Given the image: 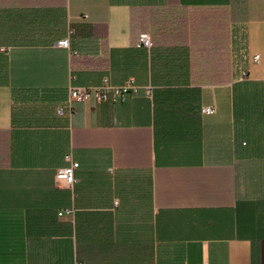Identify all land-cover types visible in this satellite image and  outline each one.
Returning <instances> with one entry per match:
<instances>
[{"label":"crops","instance_id":"1","mask_svg":"<svg viewBox=\"0 0 264 264\" xmlns=\"http://www.w3.org/2000/svg\"><path fill=\"white\" fill-rule=\"evenodd\" d=\"M105 76L141 88L57 113ZM34 258L264 264V0H0V264Z\"/></svg>","mask_w":264,"mask_h":264},{"label":"built area","instance_id":"2","mask_svg":"<svg viewBox=\"0 0 264 264\" xmlns=\"http://www.w3.org/2000/svg\"><path fill=\"white\" fill-rule=\"evenodd\" d=\"M58 44L63 47H69L68 38H63L58 41ZM138 47L149 48L151 46L150 36L147 32H141L137 41ZM259 56L255 55L254 59H257ZM141 86H139L133 77L127 78L121 84H113L109 81L108 77H103L98 84L95 85H69L67 88V102L64 106L57 108L58 114H64L70 108V103L72 101H85L88 99H95L96 101H110L114 102L122 99L123 97L131 94H135L139 91ZM147 93L149 88H146ZM215 108L213 105L202 106L201 111L203 113H212ZM68 163L65 166L58 168L55 172V180L59 184L66 186H72L75 182V169L78 167V162L72 160L70 155H67ZM117 203V201H114ZM71 210H66L65 212L70 213ZM64 211L61 210L58 212L59 215L63 214Z\"/></svg>","mask_w":264,"mask_h":264},{"label":"trees","instance_id":"3","mask_svg":"<svg viewBox=\"0 0 264 264\" xmlns=\"http://www.w3.org/2000/svg\"><path fill=\"white\" fill-rule=\"evenodd\" d=\"M130 32L136 33L138 37H139V34L141 32H146L142 10L136 9L133 13H131V16H130ZM150 40H151V48L154 49V46H155L154 42L155 41L152 39L151 36H150ZM34 264H35V258H34Z\"/></svg>","mask_w":264,"mask_h":264}]
</instances>
